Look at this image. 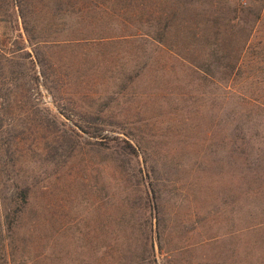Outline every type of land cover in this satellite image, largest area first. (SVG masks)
Returning <instances> with one entry per match:
<instances>
[{"label":"rangeland","instance_id":"1","mask_svg":"<svg viewBox=\"0 0 264 264\" xmlns=\"http://www.w3.org/2000/svg\"><path fill=\"white\" fill-rule=\"evenodd\" d=\"M82 18L0 7V264H264V11L232 74Z\"/></svg>","mask_w":264,"mask_h":264},{"label":"trees","instance_id":"2","mask_svg":"<svg viewBox=\"0 0 264 264\" xmlns=\"http://www.w3.org/2000/svg\"><path fill=\"white\" fill-rule=\"evenodd\" d=\"M252 1L247 5L245 0H0V7L5 2L10 4L32 44L41 41L37 15L47 7L54 11L61 9V12H69L70 15L77 14L80 18L88 17L90 25L97 29L94 33L98 40L111 37L106 34L107 19L121 20L122 24L127 23L126 27H141L140 33L152 43L172 50L175 46L171 34L174 33L177 41L180 36H183L182 42L189 41L185 32L191 28L192 20L198 17L202 19L201 27L197 25V32L192 33L196 42L187 44L188 48L197 49L206 37L211 41L209 47L212 45L207 56L217 57L218 67L232 74L235 69L239 70L253 31L262 19L264 0ZM65 23L64 26L68 24ZM116 23L120 25V22ZM224 33L225 36H222Z\"/></svg>","mask_w":264,"mask_h":264}]
</instances>
